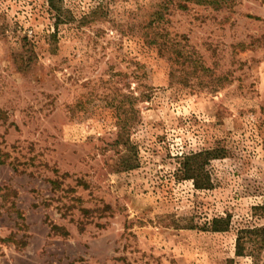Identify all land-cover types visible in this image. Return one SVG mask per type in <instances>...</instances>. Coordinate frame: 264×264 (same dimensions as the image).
Here are the masks:
<instances>
[{"label":"rangeland","instance_id":"rangeland-1","mask_svg":"<svg viewBox=\"0 0 264 264\" xmlns=\"http://www.w3.org/2000/svg\"><path fill=\"white\" fill-rule=\"evenodd\" d=\"M54 1L0 0V264H264V0Z\"/></svg>","mask_w":264,"mask_h":264},{"label":"trees","instance_id":"trees-1","mask_svg":"<svg viewBox=\"0 0 264 264\" xmlns=\"http://www.w3.org/2000/svg\"><path fill=\"white\" fill-rule=\"evenodd\" d=\"M229 0H213L210 1L212 3H225ZM49 5L52 9L56 10L59 14L61 13V9L55 5L54 0H48ZM121 110V109H120ZM120 118V117H119ZM118 126L120 131L118 133V140L117 143L119 144H127L125 141V137L128 136L127 134L133 129V124H131L130 120L126 121L124 119H119ZM202 153H191L182 157L180 162V166L175 173L178 178L183 180H191L194 187L196 189H210L212 188V183L207 176L202 178L204 171V164L210 160V157H217L213 152H207L205 156V160L202 162L199 160ZM127 170L134 169L137 167L136 163L133 161L126 165ZM264 209V206L260 207ZM231 227V215H227L225 217H214L209 224L204 227V231H211V232H227ZM264 248V226L262 227H247L241 228L238 230L237 239H236V249L235 253L237 256H244L246 254L252 255V251H256L259 253Z\"/></svg>","mask_w":264,"mask_h":264}]
</instances>
